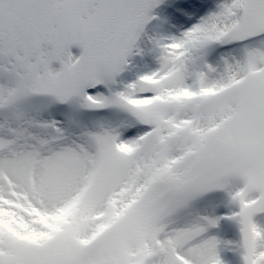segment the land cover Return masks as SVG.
Here are the masks:
<instances>
[{
    "label": "snow or ice",
    "instance_id": "6c2138e0",
    "mask_svg": "<svg viewBox=\"0 0 264 264\" xmlns=\"http://www.w3.org/2000/svg\"><path fill=\"white\" fill-rule=\"evenodd\" d=\"M0 264H264V0H0Z\"/></svg>",
    "mask_w": 264,
    "mask_h": 264
}]
</instances>
